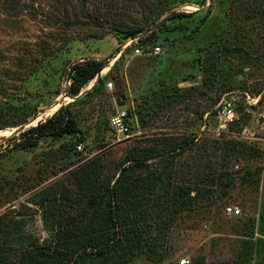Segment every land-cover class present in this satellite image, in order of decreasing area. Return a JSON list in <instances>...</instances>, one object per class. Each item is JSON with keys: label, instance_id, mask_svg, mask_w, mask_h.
Wrapping results in <instances>:
<instances>
[{"label": "rangeland", "instance_id": "rangeland-1", "mask_svg": "<svg viewBox=\"0 0 264 264\" xmlns=\"http://www.w3.org/2000/svg\"><path fill=\"white\" fill-rule=\"evenodd\" d=\"M59 112L78 133L17 145ZM0 125V264H264V0H0Z\"/></svg>", "mask_w": 264, "mask_h": 264}, {"label": "trees", "instance_id": "trees-1", "mask_svg": "<svg viewBox=\"0 0 264 264\" xmlns=\"http://www.w3.org/2000/svg\"><path fill=\"white\" fill-rule=\"evenodd\" d=\"M187 15L188 14L186 13H171L169 16L170 18H179V17H185ZM138 30L139 29H136V28H130L128 31H126V34H127L126 36L134 37V35L137 32H139ZM155 38H156V33L151 32L150 34L144 35L143 37H139L137 45L144 47L148 44L150 45L156 44ZM105 65H106L105 59H97L94 57H90L82 61H77L73 65L65 68L67 69L66 71L67 76L71 78L72 80L70 83L71 95L73 97L77 96L80 93L82 86L88 83L89 81L93 80L99 74V72L103 69ZM74 101L77 102L78 98L76 97ZM62 109L65 110V107H63ZM49 123L51 124L48 125ZM2 126L3 125H0V128ZM78 132L79 131L77 129L75 120L70 116L61 117V112H59L55 117L49 118L48 121L39 123L36 126L30 127L27 130H25L22 133V135L25 138H23L22 141H19L17 145L21 148L34 147L37 145L38 138L43 135L49 134V135H52L53 137H62L65 134L73 135ZM75 147L76 146L73 145L74 150H75ZM190 192H191L190 189L186 191L182 189L179 192V195L183 198L184 195H187ZM109 204L112 205L111 202ZM110 214L112 218L113 217L112 213ZM41 262L42 261H38V264H42Z\"/></svg>", "mask_w": 264, "mask_h": 264}, {"label": "built area", "instance_id": "built-area-1", "mask_svg": "<svg viewBox=\"0 0 264 264\" xmlns=\"http://www.w3.org/2000/svg\"><path fill=\"white\" fill-rule=\"evenodd\" d=\"M130 41H134L136 43L135 48L133 49L134 54L136 55H148V54H158L161 51V46L157 44H153L150 46V51H146L142 46L137 45L138 40L137 38H130ZM109 87L112 86V83L107 84ZM126 110H120L110 116L109 119V124L111 128L123 135H130L132 128L131 125L128 121V116H127ZM214 115L215 117L219 120V122L222 125H228L229 123L233 122L237 118V113H236V106L233 103L232 100L230 99H222L221 101L218 102V104L215 107L214 110ZM76 148L78 150H81L82 145L81 143H78L76 145ZM226 212L231 214V215H238L239 214V209L236 207H226ZM187 263L186 260H181V264Z\"/></svg>", "mask_w": 264, "mask_h": 264}]
</instances>
